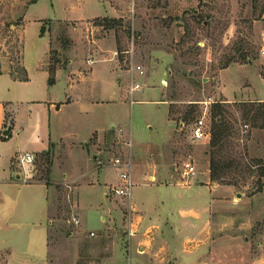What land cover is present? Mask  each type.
I'll return each mask as SVG.
<instances>
[{"label":"rangeland","instance_id":"374dc122","mask_svg":"<svg viewBox=\"0 0 264 264\" xmlns=\"http://www.w3.org/2000/svg\"><path fill=\"white\" fill-rule=\"evenodd\" d=\"M68 8L76 17L63 20ZM24 14L26 39L13 30ZM37 28L49 39L48 67L67 57L89 58L94 62L84 75L96 66L108 80L93 89L92 81L86 83L91 92L83 97L90 103L70 110L65 132L84 140L93 128L99 131L72 143L74 152L51 142L28 167L27 180L55 186L47 255L46 237L33 234L35 209L15 217L11 202L0 213L19 235L2 237L0 223V243L17 256L28 244L40 255L30 258L46 256L47 264H96L110 253L117 260L112 264H264V115L254 125L244 119L241 103L264 101V0H0V71L23 77L22 49L30 42V61ZM135 64L143 74L130 77ZM134 81L140 88L130 95ZM42 105L34 128L41 147L47 123ZM203 111L209 130L212 116L222 117L228 136L220 148L209 146L210 134L190 137ZM135 156L157 164L155 179L144 180L149 184L141 183L148 172H135ZM115 157L131 163L132 200H142L145 210L134 213L141 216L138 234L146 251L127 238L134 231L126 221L128 200L113 194ZM186 158L196 173L184 180L179 167ZM79 168L94 175L63 182L61 172L76 176Z\"/></svg>","mask_w":264,"mask_h":264},{"label":"crops","instance_id":"0c3cea01","mask_svg":"<svg viewBox=\"0 0 264 264\" xmlns=\"http://www.w3.org/2000/svg\"><path fill=\"white\" fill-rule=\"evenodd\" d=\"M71 6L73 7V4ZM72 7H70V9H72ZM70 9L68 8L67 14L63 15V20H70L71 17H76L70 16ZM95 14L99 13H93L92 15ZM25 20L24 14V23L16 26L14 25L13 30L22 33L23 38L26 39L29 33V25L25 23ZM73 29H76V27H71L69 32H72ZM46 34V32L41 33L40 29L37 28V32H35L34 36L37 42L35 48L37 49L30 61L28 60V50L31 47L30 42L28 41V45L26 42V46L23 47L21 66L24 75L22 78L13 76L9 71H0V208L11 202V209H13L11 212L15 217L18 216L19 211H30L31 209H35V211L30 212V221L32 224L38 222L37 227L33 230V234L38 233L35 232V230H37L39 231V235L41 233L46 237L43 239L46 248L45 254L47 255L48 227L51 223L49 217L51 212L50 197L55 186L50 184L52 180L45 182L40 180H27V177L30 176L28 167L33 160L25 162L20 161V158L25 154H31L34 158L35 154L47 150L51 142H64L67 145L66 148L72 150L70 147L72 143L78 141L85 142L93 132H98V129L93 128L90 130L86 139L75 140L74 138H70V136H72L71 133L68 135L65 131L67 125H70L72 122L70 110L73 109V107H81V109H83L87 103H90L83 95L89 91L91 92V88H96L95 86L98 83L103 87L107 83L108 78L101 76L96 66H93L89 72H86V75H84V69L86 70L89 68L87 65L92 64L94 61L88 64L86 61H81L72 57H67L65 61H57L51 72L48 67L49 61L47 51L49 39H47ZM37 37L40 41H37ZM80 74L83 75V77L79 78ZM50 75L53 76V82L49 85L47 82ZM88 81L93 82L91 88L88 85ZM87 82L88 84L86 85ZM132 93H130V95ZM100 100L101 99L98 98L96 103ZM40 104H43L42 106L45 110L47 119L44 131V136L46 138L42 139L43 147L36 146L34 143L38 136L34 129L36 126V116L39 111H41V115H44L43 109L38 107ZM8 124L11 125L9 133L7 135H2V131ZM67 137H69L71 141H67ZM130 144L131 143H129V145ZM76 152L82 154L79 151ZM134 161V165L137 167L135 170L137 174L148 172L147 176L143 177V182L141 183L149 184L144 180L150 178L155 179V166L157 165L155 162H149L148 159L140 156H135ZM56 168L58 167L56 166ZM82 170L83 169L79 168L76 176L72 173L61 172L62 177L65 175L63 182L70 183L74 180V177L78 178L84 175H94L93 170L84 172ZM110 172L111 171L108 173L110 174ZM162 175H164V173H162ZM115 178L117 179V183L114 186L118 187L122 183L117 175ZM134 183L137 182L134 180ZM131 192L130 190L129 196H124L128 200L127 207L129 208L126 221L129 227H131L130 229L132 232L134 231L130 236H127V238L132 240L133 244L137 243L139 250L146 251L148 247L144 248L143 245H141L143 242L142 233L138 234L141 216L134 213L136 210L144 212V205L142 200L134 202ZM38 213L40 216H38ZM9 219L11 220V218ZM99 219L104 220L105 218L101 215ZM5 222H7V220L3 218L0 213V223L3 224L1 228L3 230L2 237H8L7 239L12 237V235L17 237L19 233H14L17 229L7 227ZM42 224L45 225V231L41 229ZM146 231L143 235L146 234ZM31 232L30 228L28 232L24 233L29 235ZM20 234L25 237L22 232ZM20 252L21 254L17 256L11 246H4L3 243H0V264L2 263V259L5 261V264H47L46 256L41 259L36 257L34 259L30 258L32 255H35L34 253L39 255V250L31 248L28 244L24 245V248ZM154 252L156 253L158 250H154ZM112 254L113 253H110V255H108L107 261H98L96 264H109L107 262H111V264L115 263L117 260H112ZM75 264L85 263L76 262Z\"/></svg>","mask_w":264,"mask_h":264},{"label":"built area","instance_id":"2783aa9c","mask_svg":"<svg viewBox=\"0 0 264 264\" xmlns=\"http://www.w3.org/2000/svg\"><path fill=\"white\" fill-rule=\"evenodd\" d=\"M87 62L91 63L92 60L88 58ZM129 73L131 74V76L135 73L142 75L143 69L139 64H135L129 68ZM139 88H140V84L137 81H134L129 86L128 92L132 93L133 91L139 90ZM205 115H206V111H203L202 114L193 122V125L190 130V137L194 141L201 140L209 136L210 134V130L206 127V124H205ZM32 160H33V157L31 154H25L21 156L20 158V161H25V162H30ZM112 166L115 168L116 175L122 183L118 187H113L112 188L113 192L116 195H120L123 197L129 196L130 190L132 187L130 161L128 160L123 161L121 160V158L115 157L112 160ZM195 173H196V167H195L194 162L190 158L183 159L179 167L180 177L186 180V179L191 178L193 175H195Z\"/></svg>","mask_w":264,"mask_h":264},{"label":"trees","instance_id":"16d2710c","mask_svg":"<svg viewBox=\"0 0 264 264\" xmlns=\"http://www.w3.org/2000/svg\"><path fill=\"white\" fill-rule=\"evenodd\" d=\"M116 19H112L111 22H116ZM54 66H49V70L52 72ZM53 82V76L50 75L48 78V84H52ZM242 106L244 107V119L245 120H251L253 121L254 125H256V122L258 120L259 115H264V101L262 102H254V101H248V102H241ZM218 104V103H217ZM263 125V124H262ZM261 125V126H262ZM228 136L227 129L225 128L221 115L215 114L212 116V125L210 130V140H209V146L214 148L220 145L222 139L224 137ZM4 138V137H2ZM209 168H210V179L215 180L217 179L218 173L214 162V156L210 157L209 161Z\"/></svg>","mask_w":264,"mask_h":264},{"label":"water","instance_id":"95a60500","mask_svg":"<svg viewBox=\"0 0 264 264\" xmlns=\"http://www.w3.org/2000/svg\"><path fill=\"white\" fill-rule=\"evenodd\" d=\"M11 129V125L8 124L7 127L2 131V135H7Z\"/></svg>","mask_w":264,"mask_h":264}]
</instances>
